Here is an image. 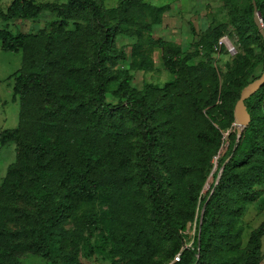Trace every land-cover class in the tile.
<instances>
[{
    "label": "trees",
    "instance_id": "16d2710c",
    "mask_svg": "<svg viewBox=\"0 0 264 264\" xmlns=\"http://www.w3.org/2000/svg\"><path fill=\"white\" fill-rule=\"evenodd\" d=\"M224 1L240 46L222 80L208 54L225 25L184 50L152 34L169 4L0 6L7 23L54 16L36 32L0 29V48L21 54L12 87L18 124L0 130V146L15 150L0 182V264H21L25 253L46 264H85L78 249L83 242L93 251L99 221L97 249L108 246L109 264L261 262L264 218L245 243L241 220L264 194V84L244 101L250 122L239 138L233 109L264 69V41L253 0ZM254 1L264 25V0ZM122 36L134 39L127 68L119 64L127 59ZM155 52L173 78L136 88L130 70H153ZM226 131V151L203 192ZM98 202L106 204L100 219Z\"/></svg>",
    "mask_w": 264,
    "mask_h": 264
},
{
    "label": "rangeland",
    "instance_id": "374dc122",
    "mask_svg": "<svg viewBox=\"0 0 264 264\" xmlns=\"http://www.w3.org/2000/svg\"><path fill=\"white\" fill-rule=\"evenodd\" d=\"M11 0H0V6L3 10L6 9ZM36 2H59L62 0H35ZM107 6L116 4L117 0H103ZM154 5L169 4L167 9L161 15V23L153 25L152 34L155 37H162L166 40L173 41L179 44L184 50H190L194 44L206 33L207 30L218 26L225 25L226 31L222 37L229 42L234 52H228L226 46L216 44L213 50L209 52V57L212 59L214 66L219 71V77L222 80L223 75L233 64V60L239 51L240 44L237 41L235 27L231 23L229 8L224 0H146ZM54 16L49 12H43L37 19L28 20H13L4 22L0 19V29L7 28L12 33L16 31L36 32L44 27ZM72 23V21H71ZM134 39L122 36L118 40V46L122 47L127 54V59L119 62L124 68L128 67L130 62V44ZM155 60L154 69L151 71L130 70L133 76L132 85L136 88H141L144 83L150 82L155 85H162L173 78V75L166 71L159 59L158 54H153ZM205 58V52L199 54L197 59ZM21 66V54L19 52L4 51L0 48V130L14 128L18 124L19 102L12 99V87L14 84V73ZM236 128V127H235ZM224 133V141L219 152L213 159V167L210 171L207 181L204 185L205 192L211 182L213 175L217 170L218 160L225 153L228 141L227 134ZM15 161V150L12 143L5 146H0V182L3 179L9 165ZM106 208V204L97 203L98 217L100 219L101 212ZM264 218V194L254 203H250L242 216L241 223L244 226L242 240L245 243L249 233L254 229ZM102 222L99 221L97 229L91 238L93 251L80 243L78 251V260L85 264H109L112 257L109 254L108 246L104 247V251L98 250V246L102 243L99 240V231L102 228ZM192 229L188 231L190 237L193 236ZM65 229L72 231L73 226L70 222L65 224ZM191 240L188 245H190ZM262 259L259 264H264V235L261 240ZM21 264H46L41 257L32 253L20 255ZM176 260V257H175Z\"/></svg>",
    "mask_w": 264,
    "mask_h": 264
},
{
    "label": "water",
    "instance_id": "95a60500",
    "mask_svg": "<svg viewBox=\"0 0 264 264\" xmlns=\"http://www.w3.org/2000/svg\"><path fill=\"white\" fill-rule=\"evenodd\" d=\"M252 5H253V21L257 27L259 34L261 35L264 41V25L262 23L260 12L258 11L254 0L252 1ZM263 84H264V69L258 78L246 84L240 91L239 98L236 101L233 109V116H234L233 125L236 127L237 138L240 137L242 130L250 122V114L247 111L244 101L247 98H249L252 94H254ZM224 163L222 164L221 168L224 167ZM218 178H219V174L217 175V180Z\"/></svg>",
    "mask_w": 264,
    "mask_h": 264
},
{
    "label": "built area",
    "instance_id": "2783aa9c",
    "mask_svg": "<svg viewBox=\"0 0 264 264\" xmlns=\"http://www.w3.org/2000/svg\"><path fill=\"white\" fill-rule=\"evenodd\" d=\"M218 44L219 45L224 44L226 46L228 52H230V53L234 52L233 46L229 42H227L225 39H223V38L219 39Z\"/></svg>",
    "mask_w": 264,
    "mask_h": 264
}]
</instances>
